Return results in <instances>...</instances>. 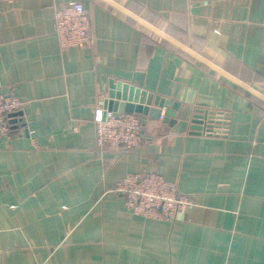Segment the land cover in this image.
<instances>
[{
    "label": "crops",
    "instance_id": "crops-1",
    "mask_svg": "<svg viewBox=\"0 0 264 264\" xmlns=\"http://www.w3.org/2000/svg\"><path fill=\"white\" fill-rule=\"evenodd\" d=\"M70 2L92 42L64 51ZM111 80L179 103L176 124L146 117L135 151L98 149ZM239 83L264 97V0L0 2V92L25 103L0 143V264H264V101ZM198 108L223 117L213 134L191 133ZM139 173L193 206L133 214L114 190Z\"/></svg>",
    "mask_w": 264,
    "mask_h": 264
},
{
    "label": "built area",
    "instance_id": "built-area-1",
    "mask_svg": "<svg viewBox=\"0 0 264 264\" xmlns=\"http://www.w3.org/2000/svg\"><path fill=\"white\" fill-rule=\"evenodd\" d=\"M91 29V16L81 2H70L57 11L55 31L62 50L90 45ZM24 108L22 100L0 92V143L16 137L22 123V117L18 114ZM95 124L98 149L111 146L133 152L143 141L141 116L127 113L116 115L113 111L105 110L104 101L97 104ZM114 192L125 200L126 207L133 214L152 220L174 222L179 214L193 206L189 196L181 193L176 183L156 173L128 174Z\"/></svg>",
    "mask_w": 264,
    "mask_h": 264
},
{
    "label": "water",
    "instance_id": "water-1",
    "mask_svg": "<svg viewBox=\"0 0 264 264\" xmlns=\"http://www.w3.org/2000/svg\"><path fill=\"white\" fill-rule=\"evenodd\" d=\"M137 21L152 30V28L144 22H141L138 19ZM240 85L264 101L263 96L247 86ZM152 105L155 108H151ZM104 108L105 110L113 111L116 115L119 113L137 114L142 117L143 122L146 121V117H150L152 120H159L162 117L164 123L175 125L177 112L180 110V104L159 96L153 98L140 88L124 82L111 80L109 82L107 97L104 100ZM163 108L166 109L165 113L161 110ZM18 115L22 117L23 112ZM222 119L223 117L216 114V112L198 108L191 119L190 131L191 133L198 135L213 134L215 127L222 126Z\"/></svg>",
    "mask_w": 264,
    "mask_h": 264
}]
</instances>
